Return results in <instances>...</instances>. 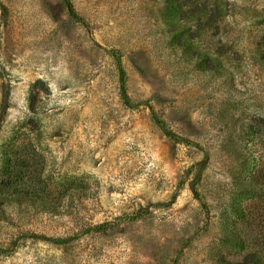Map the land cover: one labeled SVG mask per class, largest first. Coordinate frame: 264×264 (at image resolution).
Listing matches in <instances>:
<instances>
[{
  "label": "rangeland",
  "instance_id": "1",
  "mask_svg": "<svg viewBox=\"0 0 264 264\" xmlns=\"http://www.w3.org/2000/svg\"><path fill=\"white\" fill-rule=\"evenodd\" d=\"M70 1L0 0V264H236L264 239V0Z\"/></svg>",
  "mask_w": 264,
  "mask_h": 264
},
{
  "label": "trees",
  "instance_id": "2",
  "mask_svg": "<svg viewBox=\"0 0 264 264\" xmlns=\"http://www.w3.org/2000/svg\"><path fill=\"white\" fill-rule=\"evenodd\" d=\"M62 2L67 7L68 13L71 17H76L77 15L72 7V3L70 0H62ZM112 57L115 59L118 73H119V83H120V96L122 100L124 101V104L127 106H131V102L129 101V98L125 91V71L122 68L120 57L116 50H112ZM152 117L155 121V123L159 126V128L162 130V132L168 136V137H175V135L169 130L166 126V123L158 118L156 114L152 111ZM184 140V139H183ZM260 177L262 181H257V184L255 185L256 188H258L260 191H262L260 194H264V172L261 170ZM51 241H55L52 239H49ZM236 264H264V239H262L257 246L247 245L244 249V252L242 254V259L237 262Z\"/></svg>",
  "mask_w": 264,
  "mask_h": 264
}]
</instances>
